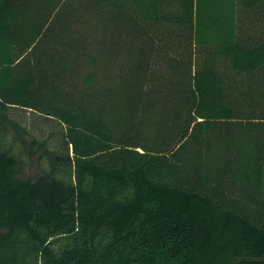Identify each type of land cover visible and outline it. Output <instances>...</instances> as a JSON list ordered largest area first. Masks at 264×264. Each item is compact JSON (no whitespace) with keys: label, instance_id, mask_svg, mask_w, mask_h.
<instances>
[{"label":"trees","instance_id":"obj_1","mask_svg":"<svg viewBox=\"0 0 264 264\" xmlns=\"http://www.w3.org/2000/svg\"><path fill=\"white\" fill-rule=\"evenodd\" d=\"M0 264H264V0H0Z\"/></svg>","mask_w":264,"mask_h":264},{"label":"rangeland","instance_id":"obj_2","mask_svg":"<svg viewBox=\"0 0 264 264\" xmlns=\"http://www.w3.org/2000/svg\"><path fill=\"white\" fill-rule=\"evenodd\" d=\"M101 36H99L100 38ZM133 46H131V50L129 52V46L125 45L123 47L124 50V66L125 67H134L138 59V50L139 48H144V42L140 43L137 37H133ZM145 63L148 66L150 72H154L155 76L158 79L151 81L145 86V90H155L158 93V86L165 85L167 80L170 78L169 62L165 56L159 55L148 47L145 50ZM176 80V78H173ZM77 87H82L80 82L77 84ZM160 90V89H159ZM162 93V90H160ZM146 94H152L151 92H147ZM157 95V94H156ZM159 100L163 101V94L159 95ZM11 116L14 120H16L22 127L26 128L27 131L31 134H34L36 137H43L46 135L51 129H53L54 125L49 121H45L43 118L38 116L34 111L31 110H20L15 109L11 110ZM11 152H14L12 149ZM35 172L34 167H22L21 177H26L29 175H33Z\"/></svg>","mask_w":264,"mask_h":264}]
</instances>
